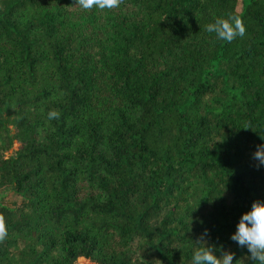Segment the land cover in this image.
Wrapping results in <instances>:
<instances>
[{
  "label": "trees",
  "instance_id": "16d2710c",
  "mask_svg": "<svg viewBox=\"0 0 264 264\" xmlns=\"http://www.w3.org/2000/svg\"><path fill=\"white\" fill-rule=\"evenodd\" d=\"M262 138L264 0H0V264L246 262Z\"/></svg>",
  "mask_w": 264,
  "mask_h": 264
},
{
  "label": "clouds",
  "instance_id": "9594fccd",
  "mask_svg": "<svg viewBox=\"0 0 264 264\" xmlns=\"http://www.w3.org/2000/svg\"><path fill=\"white\" fill-rule=\"evenodd\" d=\"M79 4L83 9L94 5L104 9L117 6L118 0H79ZM206 31L214 33L220 40L231 42L237 36L242 37L245 28L239 18L230 16L227 20L216 19L206 26ZM57 115L55 111H50L48 118L52 119ZM251 155L257 167H264V143L257 145ZM4 235V227L0 224V238ZM229 238L237 247L247 249V260H240L241 264H264V200H253L250 207L240 214ZM233 255L231 251H223L217 255L212 245L206 246L203 243V247L194 250L192 264H234L236 260H233Z\"/></svg>",
  "mask_w": 264,
  "mask_h": 264
},
{
  "label": "rangeland",
  "instance_id": "374dc122",
  "mask_svg": "<svg viewBox=\"0 0 264 264\" xmlns=\"http://www.w3.org/2000/svg\"><path fill=\"white\" fill-rule=\"evenodd\" d=\"M240 4L237 6L239 10ZM18 144L13 145V149L17 148ZM20 200V197L14 194L10 189H0V204H4L9 207H14ZM89 259L80 257L76 260L75 264H88Z\"/></svg>",
  "mask_w": 264,
  "mask_h": 264
}]
</instances>
